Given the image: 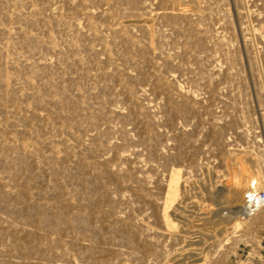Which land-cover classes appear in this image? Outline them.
Returning a JSON list of instances; mask_svg holds the SVG:
<instances>
[{
	"label": "rangeland",
	"instance_id": "obj_1",
	"mask_svg": "<svg viewBox=\"0 0 264 264\" xmlns=\"http://www.w3.org/2000/svg\"><path fill=\"white\" fill-rule=\"evenodd\" d=\"M249 189L264 0H0V264H264Z\"/></svg>",
	"mask_w": 264,
	"mask_h": 264
},
{
	"label": "bare ground",
	"instance_id": "obj_2",
	"mask_svg": "<svg viewBox=\"0 0 264 264\" xmlns=\"http://www.w3.org/2000/svg\"><path fill=\"white\" fill-rule=\"evenodd\" d=\"M255 191V190H254ZM252 195L250 197H246L245 196V201H244V204H240L241 208L239 207V212H242V213H246L248 214V212H250L251 210H253V208H256L260 203H261V200H260V197H257L256 194L253 192L251 193ZM243 197V196H242ZM243 200V199H242ZM243 203V202H242ZM256 205V206H255ZM261 205V204H260ZM198 255V254H197ZM197 257L196 256V253L195 255H193V257ZM199 258V257H198ZM195 259V258H194Z\"/></svg>",
	"mask_w": 264,
	"mask_h": 264
},
{
	"label": "built area",
	"instance_id": "obj_3",
	"mask_svg": "<svg viewBox=\"0 0 264 264\" xmlns=\"http://www.w3.org/2000/svg\"><path fill=\"white\" fill-rule=\"evenodd\" d=\"M253 192L256 194L257 197H260V200H261V203H260V204H262V203L264 204V195L262 196V195H260L258 192L254 191V190L252 191L251 189H249V190L246 192L245 196L248 198V197H250V196L252 195L251 193H253ZM260 204H259V205H260ZM259 205H258V206H259ZM255 206H256V205H255ZM257 209H258V208H257Z\"/></svg>",
	"mask_w": 264,
	"mask_h": 264
}]
</instances>
